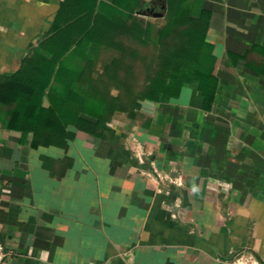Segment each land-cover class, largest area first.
<instances>
[{
	"label": "crops",
	"instance_id": "0c3cea01",
	"mask_svg": "<svg viewBox=\"0 0 264 264\" xmlns=\"http://www.w3.org/2000/svg\"><path fill=\"white\" fill-rule=\"evenodd\" d=\"M108 3L114 0H94ZM166 21L168 0H120ZM63 0H0V73L15 72ZM209 26L218 87L117 111L34 146L0 123L5 264H264V0H187Z\"/></svg>",
	"mask_w": 264,
	"mask_h": 264
},
{
	"label": "trees",
	"instance_id": "16d2710c",
	"mask_svg": "<svg viewBox=\"0 0 264 264\" xmlns=\"http://www.w3.org/2000/svg\"><path fill=\"white\" fill-rule=\"evenodd\" d=\"M63 0L20 68L0 73V123L34 146L66 147L78 130L102 135L117 111L167 102L198 82L210 109L218 87L209 26L197 3L168 0L162 25L120 0Z\"/></svg>",
	"mask_w": 264,
	"mask_h": 264
},
{
	"label": "built area",
	"instance_id": "2783aa9c",
	"mask_svg": "<svg viewBox=\"0 0 264 264\" xmlns=\"http://www.w3.org/2000/svg\"><path fill=\"white\" fill-rule=\"evenodd\" d=\"M8 252L3 242L0 241V264H5Z\"/></svg>",
	"mask_w": 264,
	"mask_h": 264
}]
</instances>
